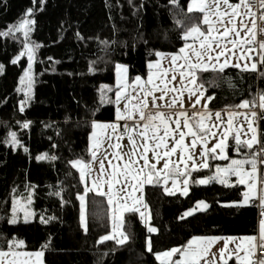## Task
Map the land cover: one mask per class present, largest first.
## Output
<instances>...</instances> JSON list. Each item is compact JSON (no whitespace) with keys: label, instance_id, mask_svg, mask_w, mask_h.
I'll list each match as a JSON object with an SVG mask.
<instances>
[{"label":"trees","instance_id":"obj_1","mask_svg":"<svg viewBox=\"0 0 264 264\" xmlns=\"http://www.w3.org/2000/svg\"><path fill=\"white\" fill-rule=\"evenodd\" d=\"M189 2L177 0V7L170 0H44L41 7L40 0L35 4L33 0H0V31L22 19L34 20L27 40L23 31L0 36V249L18 239L26 250H43L44 264H161L156 252L180 248L192 237L257 235L259 208L240 203L243 185L194 183L211 174L212 163L192 172L187 195L169 194L157 183L145 185L155 232L148 231L138 213L126 212L123 231L128 239L123 244L116 237L98 243L110 233L111 219L107 199L94 192L88 195L87 230L81 224L79 194L84 185L69 162L90 160L93 120L114 118L116 65L126 64L130 78L146 76L148 62L157 52L178 51L187 41L183 33L202 22V13L188 12ZM67 3L96 21L103 9L112 37L78 33L68 40ZM28 8L33 14L25 16ZM25 43L33 48L32 84L26 101L25 91H18L24 88L20 77L28 67ZM262 72L260 63L256 71L229 66L223 73L200 71L198 79L206 96L213 97L210 107L235 108L242 100L257 103L264 94ZM21 101H25L23 111ZM89 103L92 120L66 116L79 114ZM25 121L30 122L26 128ZM12 122L21 125L15 129ZM10 132L16 133L15 147L5 143ZM259 134V145L264 148L262 109ZM29 191L32 218L9 223L16 196ZM202 200L208 203L207 209L180 218ZM228 264L236 262L231 259Z\"/></svg>","mask_w":264,"mask_h":264},{"label":"snow or ice","instance_id":"obj_2","mask_svg":"<svg viewBox=\"0 0 264 264\" xmlns=\"http://www.w3.org/2000/svg\"><path fill=\"white\" fill-rule=\"evenodd\" d=\"M36 0H33V3L35 4ZM170 2L174 5H177V0H170ZM259 3V9L261 10L260 13V19L264 20V0H258ZM44 0H40V5L43 7ZM221 4L226 6V11L221 12L220 7ZM244 7L247 9L246 12H241L240 9ZM188 12H198L203 13V20L202 23L208 25L207 29V35H205L204 32H201L200 27L198 25L193 24L190 28H188L183 33V39L187 40L189 37H203V39L199 40V48H194L185 44L184 47H182L179 52L180 56L173 54L171 56V62L173 65H176V61L178 59H183L184 63L183 65H178L180 70V82L183 83L187 81L186 87L189 95L191 96L194 94V92H199L200 96H203L202 85L197 84V73L200 71H208L211 70L213 72H219L223 73L224 70L229 66V60L227 57H225V52H228L229 49L227 46H224L220 51H216L213 48V44L215 43L216 48H221L220 40L228 37L230 33H234L235 39L231 40L230 43L232 45L233 49H241L244 45H251L253 41H255L256 37V23L255 19L252 21V27L247 28L245 24V18L247 16L255 17L256 13L251 10V6L247 3V0H239L238 3H230L229 0H191V3L188 5ZM33 14V9L28 8L26 10L25 16ZM216 16L217 22L223 24L224 23V17H228L227 23L231 25V27H225L224 31L220 33L219 37H212V32L215 30L213 28V22L210 19V16ZM236 17H240L239 22V28L241 30H244L247 28V31L245 32V36H248L249 33H251L250 38L245 39L241 37L240 31H237L236 28ZM34 24V20L30 19H22L17 25H9L7 31H0V36H9L12 35L14 31H23V35L25 37V40H27L28 37V31L30 30V26ZM25 25L29 26V29H25ZM264 31V30H262ZM15 38V37H14ZM38 47V45H37ZM259 47V59L257 62H245L242 66V70L244 71H256L257 70V63H260L261 65H264V41L258 42ZM24 48L27 50L28 55V67L24 70V74L20 77V83L24 85V88L18 89V91H25V101L29 99L28 92L31 89L32 84V78L30 75V70L32 67V60H33V53L32 49L29 47L27 43L24 44ZM186 49H189L191 52V55H189V52L186 51ZM253 51L252 47H248L247 50L244 52L243 56L240 59H246L247 61H251V57L248 55V53H251ZM215 52V55L212 53ZM24 53H21L23 55ZM232 55H235V53H231ZM156 55L158 57L162 56V53L157 52ZM193 56L195 57V60H193ZM220 57H225L223 62H220ZM19 59V56H17L12 62L16 63V60ZM153 64L150 62L148 64L149 69L153 68ZM156 66H159V61L156 62ZM234 68H241L240 63H235L232 65ZM3 70V65H0V71ZM117 70V77H118V83L122 82L123 80V74L126 73L127 69L123 65H116ZM260 75L264 76V72L260 73ZM176 75L173 74L171 76V80H176ZM136 82H140L141 78L137 76L135 78ZM148 85H151L150 88H144L142 89L143 92V98L140 100L139 103L132 105V110L135 112H138L139 114V121H143V124L141 125L142 131L139 133V135L143 138L142 143V151L140 152L139 158L137 159V153H136V144L135 141L132 138V132L129 130L128 126L125 125V134L128 135L129 141L132 144L133 151L129 155V159L127 161H124L122 166L120 165H113L111 160H109V166L113 169L111 173V179L109 181V186L111 187V184L113 183H121V180L116 179L117 175H119L123 183L121 184V192L125 193L126 195H131V193L128 192V186L131 185L133 190L135 191L137 188L143 187L145 183L152 184L154 177L155 182L157 184L163 182L165 185H167L169 179H172L173 187H175L177 183V179L180 177H183L182 183L184 185L183 189V195L188 194V176L190 175L188 171L187 161H193L192 162V169H196L198 165L194 161V158L192 155H188L186 158L183 154L180 155L179 159L181 162L184 163V168L181 169L180 166L176 163H174L171 160V156L177 152L178 148L184 149V152H187L188 145H185V136L190 135L193 139L191 142V147L195 148L197 139L201 140V143H204L203 138L201 134H207L215 137L217 133L215 131H212L213 127H219L218 124H214L212 126H208L204 123L205 119L208 118L209 114L204 113H193L192 118H189L184 111H179L177 118L175 119V129L170 127V118L166 117L165 114L162 111H156L155 114L149 112L146 113L145 109L148 108V98L151 97L152 99V107L153 108H161L167 106L168 108H172L176 105L177 101L173 99L171 103L164 105V104H157V100L164 101L165 96L168 95L169 92L175 93L178 90L175 87L169 88V83L165 82L164 78H160V83L163 84V87H160L158 84L153 82V73L150 71L148 75V80L146 82ZM195 86V88H193ZM156 91H160L161 95L159 97H156L154 93ZM117 97V103H119V100L121 98V92L118 91L116 93ZM213 97L208 96L206 99L211 100ZM25 101H21V108L20 111H23V104ZM259 102L260 107L264 109V94H261L259 96ZM195 103H199V96H197V99ZM251 103V106H255V100L248 101V100H242L239 105H236L237 108H249ZM195 106L194 104L192 105ZM128 104L125 105V109H128ZM204 108H207V104L203 105ZM182 108V104H181ZM133 111H128L126 114H122L119 109H117L116 117L117 119H125V115L127 116L128 120H131L133 118ZM241 113H233L231 111L228 112V120L226 122V127H224L222 132V138H220L213 147L209 150L207 147L204 148V150L201 152V156L204 158V162L199 165V167L207 169L209 167L207 163V155L209 152L215 153L216 149H219L221 152V158L223 159V153L226 147V140L228 138V135L230 132L234 130L233 126V117L238 116ZM245 120L247 121V127L248 130L252 133V137L249 140L241 141L240 137V129H235V146L238 149L239 146L243 143L248 148H251L254 143H257V136H256V129L253 127L252 120L248 118L247 114H244ZM252 116L255 117L256 113L252 112ZM181 117H183V128L187 129V132L181 130ZM198 117V120H197ZM215 117L217 121H220L221 113L216 112ZM190 119L196 120V124L190 123ZM137 121L136 123H139ZM30 122L25 121L23 124V127H28ZM221 123H223L221 121ZM112 128L113 131H115L117 125L115 124H97L95 121L93 122V129L96 128ZM195 128V130H194ZM151 132V137H148V132ZM163 131V135H160V132ZM178 132L179 138L176 139L173 135L174 133ZM95 135V133H94ZM172 137L174 140V143L172 147L169 149L168 143L166 138ZM10 140L6 139L5 143H11L13 147L16 146L18 143V140L16 139V133L10 132L9 133ZM119 139V137H117ZM151 139V151L153 156V161H149L148 152L150 150V145L148 143V140ZM97 148L99 147V144L97 143L95 145ZM116 148H120L121 146L117 144L115 146ZM161 149L163 151L161 152ZM27 151V148L24 149ZM264 152V149L261 150ZM254 156L257 154H253ZM93 158L95 159L96 153H92ZM39 158V157H38ZM115 158L118 160L123 161L122 155L117 152L115 154ZM213 158H215L213 156ZM54 159V157H53ZM142 160V164L140 161ZM163 160V166L162 168H157V164L160 163V161ZM70 164H72L74 167H77L79 169L80 178L84 180L86 178V174L89 173L90 169L89 166L86 164H83L79 160L70 161ZM261 163H264L262 161ZM250 164L251 165V171L245 172L243 169V165ZM257 160L255 158L251 160H232L231 164L226 168H220L217 166L215 173H213L209 177H205L203 179L195 180L194 183L198 184H208L212 180H216L221 184H227V178L230 175H235L239 178L240 184H246L248 185V191L243 193V203H247L249 198L256 192V172H257ZM104 173V161H100V175H103ZM249 179L252 181L249 183ZM96 182H93V186L95 187ZM89 189L86 187L85 191H88ZM164 191L172 194L171 190L168 187L164 188ZM56 195H60L59 192L55 193ZM108 195V203L110 206H113V220L115 221L113 224V230L117 231L122 223H123V213L129 212V213H139L141 218H144L145 213L140 211V207L136 205H141L144 208H147L146 204H143L142 201L133 199L131 205L127 202V200H124L121 202L119 199L115 197V195L111 192L106 193ZM81 200V213H80V219L82 226L85 227V217H84V204H83V197H80ZM261 202L264 203V193L261 194ZM13 214L16 212L15 208V200L13 201ZM196 207H193L192 209H189L183 213V215L180 217L183 219L186 216H191L194 212L199 210V208L202 206L203 208H207L208 205L204 201H197ZM30 213L25 212L24 218L25 220L28 219ZM51 219V218H49ZM9 223H15L16 218L15 215L8 221ZM42 222L46 223L47 221H44L42 219ZM149 232H155L156 229L149 227ZM109 239H116L111 234L101 236L100 240L98 241H105ZM128 237L123 233L120 232V238L116 240L118 244H123ZM219 239L218 237H192L186 245L181 246L180 248H171L166 251L162 252H156L155 257L157 260L161 261V264H200L201 260L208 255L209 249L211 245ZM228 240H232L234 238L229 237ZM241 244H237L236 247L232 251H227L228 249V243L227 240L224 243V247L220 249V261L221 264H228V259H230L233 255H235L236 258V264H252V261L250 260V256L252 255V248L256 247V245L252 244L253 237H242ZM248 242V247H243V242ZM260 241L259 247L264 248V219L260 221ZM8 251H4L0 249V264H43L41 261V257L43 256L42 251H37L34 253H25V252H18L14 251V246H19L23 244V241H8ZM149 251H151V245L149 243ZM243 251L244 255L241 256L240 252ZM179 253V259L173 260L174 254ZM35 257V261H33L31 258ZM205 264H209L207 260H205ZM259 264H264V259L260 260Z\"/></svg>","mask_w":264,"mask_h":264},{"label":"crops","instance_id":"obj_3","mask_svg":"<svg viewBox=\"0 0 264 264\" xmlns=\"http://www.w3.org/2000/svg\"><path fill=\"white\" fill-rule=\"evenodd\" d=\"M229 2L233 3L230 0H229ZM189 3H191V0ZM233 4H235V3H233ZM220 10H221V12L226 11L227 10L226 6L221 4ZM251 10L256 13V16L255 17L247 16L245 18V21H244L247 28H251L252 27V21H253V19H255L256 37H255V41H253V43L251 45H244L243 48H241V49H233L230 41L235 39L234 33H230L228 35V37H225V38L220 40L221 48H216L215 43L213 44V48L216 51H220L224 46H227L229 51L225 52V57H227L229 60V66H232L235 63H240L241 64L240 69H242V66L245 62H257V56L259 53V47H257V40H258L259 33L264 35V31H262V30H264V20H261L259 18L261 11L257 12L255 9H251ZM240 11L246 12L247 9L242 7L240 9ZM210 19L213 22L212 26L215 29L212 32V37H219L220 33H222L224 31L225 27H231V25H229L227 23L228 17H224V23L223 24L217 22V18L214 15L210 16ZM240 19H241L240 17H236L237 31H240L241 37L248 39V38H250L251 33H249L248 36H245V32L247 31V28H245L244 30H241L239 28ZM201 20H203V13H202V19ZM199 27H200L201 32H204L205 35H207L208 25L203 24L201 22V26H199ZM200 39H203V37H199V38L189 37L187 39V41H185L184 46L187 43L191 47L199 48V40ZM248 47L253 48V51L251 53H248V55L251 57V61H247L246 59H240ZM186 51H188L189 55H191V52L189 49H186ZM159 53H162L163 55L160 57L156 56V58L154 60H151L148 62V64L151 62L154 66L152 69H149V67H148V72H147L146 76H139L141 78L140 82H136L135 78L137 76H135L134 78H130V80L128 81V84H129V89H128L129 102L134 101L136 99V96H137L138 103H139L140 100L143 98L142 89L151 87V85H148L146 83L148 80L149 72L151 71L153 73V82L154 83L158 84L160 87H163V84L160 83V78L163 77L165 82L170 81V83L168 85L169 88L175 87L178 90L175 93L169 92L168 95L165 96L164 101L157 100V104L158 105L159 104L167 105V104L171 103V101L173 99H175L177 101V103L172 108H168L167 106H165V107H161V108L157 109V108L152 107V99H151V97H149L148 98V108L145 109L146 113L151 112V113L155 114L156 111H162L166 117L170 118V127L173 129H175L174 121L177 118L179 111H181V110L184 111L189 118H192L194 112L201 113V114L207 113V114H209V116H208V118L205 119L204 123L208 126H212L214 124L219 125V127H213L212 128V131H215L217 133V135L215 137L202 133L201 136L203 138L204 143H201V140L197 139L195 148H192L190 146L193 138L190 135H186L184 142H185V145L189 146L187 149V152H184V149H182V148H178L177 152L174 153V154L178 155V156H176V158H179L181 154H183L185 156V158L188 155H192L194 158V161L198 165V167L196 169H192L191 165H192L193 161L187 162L188 171L190 173V175L188 176L189 183H188L187 187L190 188V179H191L192 172L195 170H198V169H202V167H199V165L204 162V158L201 156V152L204 150L205 147H207L210 150L213 147V145L220 138H222V132H223L224 127H226V122L228 120V112L231 111L233 113H241L240 115L233 117L234 130L229 133L228 138L225 142L226 147H225V150L223 153L224 158L223 159L221 158L220 150L216 149L215 153L209 152L206 159H207L208 165H210L212 163V171H211V174H212L214 169H215V166L218 164L219 165L230 164V161H232L234 158H236L238 160H247V158L250 155H252L257 160L256 168H257V170L259 169V185H260L261 189H260L259 193L257 194V196H256V193H254L249 198V200L247 201L248 203H244V204H250L254 200V201L259 202V205H263V203L261 202V194L264 193V163L260 165L259 160H258V156L253 155V154H257L256 146L259 145V136H260V134H259V120L257 119L258 112L255 109L257 104H259V108L262 109L260 107L259 98L257 100V103H255V106L250 105L249 108H243V109L237 108V107H235V108H219V109L212 108V107H210V104H209L210 101L206 99L208 96H206L203 85L201 84V82L198 79V73H197V84L202 85L201 90L204 93L203 96H200L199 92H194V94H192L190 96L188 91H187V87H186L187 81H185L183 83V85L180 82V70L181 69L178 67V65H183L184 61H183V59H178L176 61V65H173L171 62V56L173 54H176L178 56L182 55V54H180L179 50L175 51V52H159ZM231 53H235V55H232ZM212 54L215 55V52H213ZM225 57H220V62H223ZM193 60H195L194 56H193ZM157 61H159V66H156ZM257 67H258V63H257ZM173 74L176 75V77H177L176 80H171V76ZM193 88H195V86H193ZM154 95L156 97H159L161 95V93H160V91H156L154 93ZM197 96H199V103H195ZM181 104H182V108H181ZM193 104L195 105L194 107L192 106ZM205 104H207V108L203 107V105H205ZM85 105H86L85 108H83V110L79 114L69 113L66 116L70 117V118H75V119H91L92 120L90 103L85 104ZM262 110H264V109H262ZM116 112H117V108H115V115H114L113 119H110V120H93V122L95 121L97 124H108V125L115 124V125H117L115 131H113V129L110 127L104 128L101 130L100 140L102 142V146L100 147V149L98 151H99V155L104 157V158L107 157L108 155H110L108 152H106V151H111L110 143L112 144V151H114L113 145L115 144V141H116L115 140L116 135H118L119 137H121V136L122 137H128L127 134L123 135L121 132L122 128L125 127V125H127L129 130H131L133 140L136 142L140 141L141 143H143V138L139 135V133L143 130L141 127V125L143 124V121H139V114L136 117H133L131 120H128L127 118L118 120L116 117ZM216 112L221 113L220 121L216 120V117H215ZM252 112L256 113L255 117L252 116ZM245 113L247 114L248 118L252 120L253 127L256 129V136H257L258 142L254 143L251 148H248L246 145H244L242 143L239 146V148L237 149L235 146V139H234L235 134H236L235 129H240L241 141L249 140L252 137V133L248 130V127H247V121L245 120V116H244ZM180 119H181V130L187 132V129L183 128V117H181ZM197 120H198V117H197ZM137 121H139V123H136ZM221 121L223 123H221ZM190 123L196 124V120L190 119ZM135 124H140V129L138 132H135L133 129V126ZM194 130H195V128H194ZM151 135H152V133L149 131L148 137H151ZM160 135H163V131L160 132ZM173 135L175 136L176 139L179 138L178 132L174 133ZM166 140H167V143H168V146L170 149L174 143V140L172 139L171 136L167 137ZM148 143H149L150 148H151V144H152L151 139L148 140ZM104 144H106V145L104 146ZM230 146H232V149L229 148ZM161 151H163V149H161ZM149 152H152V151H149ZM213 156L215 158H213ZM197 158L199 160H197ZM150 162H153V161H150ZM177 162H179V161H177ZM177 164L180 166L181 169L184 168L183 162L180 161ZM243 167L246 168V169L243 168L245 172L251 171V165L250 164H245V165H243ZM157 168L158 169L162 168V165L157 164ZM257 173H258V171L256 172V176H257ZM230 177L232 178V180L234 182L239 183L238 177H236L235 175H231ZM182 180H183V177H180L177 179V181H182ZM170 181H172V179H169V182ZM248 182H250V181H248ZM153 183H156L155 177H154ZM255 183H256V180H255ZM159 184H161L163 186V188L166 187V185L163 182H161ZM144 185H148V183H145ZM241 185H243L244 190H245V186L247 185V183H246V185L245 184H241ZM176 193L182 194L183 192L177 191ZM172 194H175V193H172ZM200 208H199V210H200ZM203 209H205V208H203ZM197 237H218L219 238L211 245L209 252H208V255L201 260L200 264H205V260H207L209 262V264H221V261L219 259L220 249H222L224 247L225 241L227 240V243H228L227 251H232L236 247L237 244L242 243L241 239H240L242 237H253L254 238L252 241V244L256 245V247L252 248V255L250 256V260L252 261V264H254L253 263L254 254H255L257 248L259 247V244L261 243L260 238L256 235H251V236L250 235L249 236H197ZM229 237H232L234 239L228 240L227 238H229ZM22 246H23V244L20 245V247H22ZM243 247H245V248L248 247L247 241L243 242ZM175 248H178V247H175ZM176 254L178 255V259H179V253H176ZM176 254H174V256ZM240 255L241 256L244 255L243 251L240 252ZM174 256H173V258H174ZM231 259L235 260V262H236L235 255H233L230 259H228V262ZM158 262L161 263V261H159V260H158Z\"/></svg>","mask_w":264,"mask_h":264},{"label":"rangeland","instance_id":"obj_4","mask_svg":"<svg viewBox=\"0 0 264 264\" xmlns=\"http://www.w3.org/2000/svg\"><path fill=\"white\" fill-rule=\"evenodd\" d=\"M104 8H106V7H104ZM66 10H67L66 11V22H67V26H68V35H67V39L68 40H73L75 38V36H77L78 33L83 34L85 37L92 36V38H96V37L111 38L112 37V29L110 28V25H109L110 23H109V20H108V15L106 14V12L103 9L99 10L100 15H98V20H97L98 22L96 21L95 17H91L90 15H86L84 13L78 12L71 5V3H67L66 4ZM27 27H28V25H25V29H27ZM98 29L100 30V32L97 31ZM183 46H184V44L179 48V50ZM29 47L33 51V48L30 45H29ZM25 52L27 53L26 49H25ZM257 57L259 58V56H257ZM119 65L125 66L127 71H126V73L123 74L122 82L118 83L117 70L115 68V82H114V85H113V87L115 89V96H114L115 108L119 109L122 114H126V112H128V111H133L132 110V105L137 104L138 103V99H137V96H136V99L134 101H130L129 102V99H128V89H129L128 81L130 80V77H129V73H128L129 72L128 71V66L126 64H123V63H119ZM30 75H31V72H30ZM118 91L121 92V98L119 100V103H117V97H116V93ZM126 104H128V106H129L128 109H125V105ZM137 115H138V112L133 111V117H136ZM125 118H127L126 115H125ZM12 124H13V127L16 129V128L20 127L21 122L20 123L19 122H12ZM101 130H102L101 128L93 129V126H92V131H91V133L89 135V149H90V152H91L90 160L83 161L81 159H75V160L81 161L83 164L88 165L89 169H90L89 173L86 174V178L84 180L81 179L82 182H83V185H84V189H83V192L79 194L80 213H81V200H80V197L81 196L83 197L84 217H85V225H86V227H87V223H88V217H87L88 195H89L90 192H94L96 194L104 195L105 198L107 199V202H108V195L106 193L111 192L121 202H123L124 200H127V202L131 205L132 200L133 199H137V200L142 201L143 204H146L145 196H144V186L145 185H143V187H141V188H137L135 191L133 190L132 186L129 185L128 186V192L131 193V195L130 196L126 195L125 193L121 192V184L123 183V180H122V178L119 175H117L116 179L121 180V183H113V184H111V187L109 186V181L111 179V173H112V170H113L109 166V163H108L109 160H111L113 165L122 166L123 162L127 161L129 159V155L133 151V148H132V144L129 141L128 137H122V136L119 137L118 135H116L115 136V138H116L115 140L116 141H115V144L113 145L114 151H112V144L110 143L111 151H106L110 155H108L105 158L100 156L98 150L102 146V142L100 140V138H101ZM94 133H95V135H94ZM117 137H119V139H117ZM97 143L99 144L98 148L95 146ZM117 144H119L121 147L120 148H116L115 146ZM135 144L137 146L136 147V153H137L136 158L138 159L139 155H140V152L142 151V143L140 141H137V142L135 141ZM105 145L106 144H104V146ZM149 151H151V148H150ZM93 152L96 153L95 159L92 156ZM117 152H119L122 155L123 161L122 160H118V159L115 158V154ZM148 156H149V161H153L152 152H148ZM176 156H178V155L173 154L171 156V160L174 163L177 164V163L180 162V159L176 158ZM253 158L254 157L252 155H250L247 158V160H251ZM101 160L104 161V173H103V175H100V161ZM197 160H199V159L197 158ZM233 160H238V159L234 158ZM177 161H179V162H177ZM140 163L142 164V160L140 161ZM158 164L163 166V160H161L160 163H158ZM230 164H231V161H230ZM230 164H226V165L225 164H223V165H219L218 164V165H216L213 173H215L217 166H219L220 168H226ZM75 168L79 172V169L77 167H75ZM243 168L246 169L245 167H243ZM257 171H258V173H257V176H256V192H255L256 196H257V194L259 193V191L261 189V187L259 185V169ZM212 174H210L209 176H211ZM230 176H228V178H227V184L226 185L232 184L234 182ZM203 178H205V177H201V178H198V179H203ZM94 181L96 182L95 187L93 186V182ZM213 181H216V180H212L210 182H213ZM249 181H250L249 183L252 182L251 180H249ZM216 182H218V181H216ZM86 187L89 189L88 191H85ZM166 187H168L171 190L172 193H176L177 191H182L183 192V189H184L183 188L184 185H183L182 181H177L175 187H173L172 181H170V182L168 181ZM188 191H189V188H188ZM246 191H248V185L245 186L244 192H246ZM204 202H206V201H204ZM240 203L244 204L243 200H241ZM206 204H208V203L206 202ZM136 206L140 207V211L141 212L145 213L144 218H142V219L146 222V224L149 227L154 228L150 224L151 215H150V211H149L148 206H147V208H144L141 205H136ZM109 207H110V219H111V230H110L109 234H111L112 236H114V237L119 239L120 238V232L124 233V231H123V223H122L121 227L117 231L113 230V224L115 222L113 220V206L109 205ZM15 208H16V212H15V214L12 213V215H15L16 220L17 219L25 220V218H24V213L25 212L30 213L28 219L32 218L33 212H32V209H31L30 191L25 193V194H20L19 196H16V198H15ZM207 208H205V209H207ZM258 208H259V225H258V233H257L256 236H258L260 238V221L262 219H264V203H263V205H258ZM205 209H203L202 207L200 208V210H205ZM125 213H123V220L125 218ZM109 234H107V235H109ZM14 240L20 241L18 239H14ZM13 250L14 251H18V252H25V253H34V252H37V251H42L43 252V250L29 251V250L24 249L23 247H20V245L19 246H14ZM4 251H8V248L4 249ZM31 259L33 261H35V257L34 256ZM176 259H178V257L175 258V259L173 258V260H176ZM41 261L44 264V252H43V256L41 257Z\"/></svg>","mask_w":264,"mask_h":264},{"label":"built area","instance_id":"obj_5","mask_svg":"<svg viewBox=\"0 0 264 264\" xmlns=\"http://www.w3.org/2000/svg\"><path fill=\"white\" fill-rule=\"evenodd\" d=\"M247 3L251 6V9H255L257 12H260L261 11L259 9L258 0H247ZM260 41H264V35L259 33L258 40H257V47H258V42H260ZM258 59L259 58L257 57V61H258ZM255 109L258 112L257 119L259 120L260 119V108H259V104H257V106L255 107ZM133 129H134L135 132H138L139 129H140V124H135L133 126ZM121 132H122L123 135H126L125 134V127L122 128ZM262 149H264V148H262L259 145L258 146V150H257V156H258V160H259L260 165L263 164L261 162L264 161V152L261 151ZM251 203L252 204L259 205V202L254 201V200ZM262 259H264V248L258 247L257 250H256V252H255V254H254L253 263L254 264H259L260 260H262Z\"/></svg>","mask_w":264,"mask_h":264}]
</instances>
